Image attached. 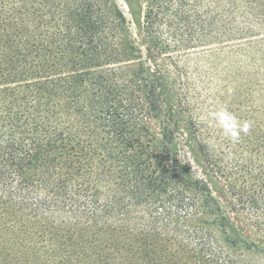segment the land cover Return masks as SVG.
I'll list each match as a JSON object with an SVG mask.
<instances>
[{
    "label": "trees",
    "instance_id": "obj_1",
    "mask_svg": "<svg viewBox=\"0 0 264 264\" xmlns=\"http://www.w3.org/2000/svg\"><path fill=\"white\" fill-rule=\"evenodd\" d=\"M144 1L136 31L0 0V264H242L264 232V0Z\"/></svg>",
    "mask_w": 264,
    "mask_h": 264
},
{
    "label": "rangeland",
    "instance_id": "obj_2",
    "mask_svg": "<svg viewBox=\"0 0 264 264\" xmlns=\"http://www.w3.org/2000/svg\"><path fill=\"white\" fill-rule=\"evenodd\" d=\"M122 11L125 13L131 27L134 30H138V27L143 19L145 11V1L144 0H116ZM185 124L189 126L188 120ZM221 125V124H220ZM191 130V129H190ZM181 143V158L182 160L188 162L192 165L196 176L207 177L214 188V193L218 199L223 203H227L229 197L224 187V183L212 176L204 175V171L200 165H198L192 156V152L185 142V136L180 135ZM247 232L249 233L251 240L256 243V246L250 250H243L240 254V261L242 264H264V232L258 230L257 228L247 227Z\"/></svg>",
    "mask_w": 264,
    "mask_h": 264
},
{
    "label": "clouds",
    "instance_id": "obj_3",
    "mask_svg": "<svg viewBox=\"0 0 264 264\" xmlns=\"http://www.w3.org/2000/svg\"><path fill=\"white\" fill-rule=\"evenodd\" d=\"M243 130L247 131V125L244 126ZM225 131L228 135H231L235 138V131L233 129H226Z\"/></svg>",
    "mask_w": 264,
    "mask_h": 264
}]
</instances>
